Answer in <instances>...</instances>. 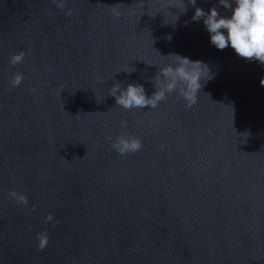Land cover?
Instances as JSON below:
<instances>
[{
	"label": "water",
	"instance_id": "1",
	"mask_svg": "<svg viewBox=\"0 0 264 264\" xmlns=\"http://www.w3.org/2000/svg\"><path fill=\"white\" fill-rule=\"evenodd\" d=\"M213 6L231 15L218 0H0V264H264V65L210 42L192 16ZM175 55L205 64L191 108L178 91L116 105L113 84L151 96ZM121 135L142 149L119 155Z\"/></svg>",
	"mask_w": 264,
	"mask_h": 264
},
{
	"label": "clouds",
	"instance_id": "2",
	"mask_svg": "<svg viewBox=\"0 0 264 264\" xmlns=\"http://www.w3.org/2000/svg\"><path fill=\"white\" fill-rule=\"evenodd\" d=\"M188 2L193 6L196 5V0H188ZM218 2L225 9L231 10V15H221L216 6L211 7L208 11L201 7H195L192 20L199 21L203 18V24L210 33V42L217 49L223 50L230 46L239 57L249 61L255 60L264 65V0H218ZM53 3L57 8L63 10L66 0H53ZM186 10L185 5L182 12ZM67 14L71 15V12ZM166 38L170 40L171 36ZM25 55L24 52L11 54L9 56L10 65L15 66L22 63ZM181 58L182 63L160 68L154 78L156 90L151 96L145 93L141 84L129 83L126 87H121L119 82L113 84L109 89V95L115 98L116 105L124 109H143L145 106H150L151 109L157 107L167 94L178 91L185 99L186 106L191 108L197 102L198 91L202 86L200 74L194 72L192 68L205 64L200 61H191L187 57ZM23 79V73H14L10 84L12 87H18ZM260 83L264 85V77L261 78ZM122 126H126V122H122ZM109 139L111 140V137ZM111 147L119 155L124 156L140 151L143 143L140 137L121 135L112 142ZM163 147L161 145V148ZM8 197L22 205L27 206L28 204L27 196L19 194L15 190L10 191ZM53 220L54 217L51 214L44 217L45 223ZM37 242L38 250L46 248L47 233H38Z\"/></svg>",
	"mask_w": 264,
	"mask_h": 264
}]
</instances>
